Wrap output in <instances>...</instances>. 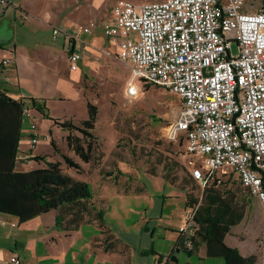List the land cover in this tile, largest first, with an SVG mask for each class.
<instances>
[{
	"label": "crops",
	"instance_id": "obj_1",
	"mask_svg": "<svg viewBox=\"0 0 264 264\" xmlns=\"http://www.w3.org/2000/svg\"><path fill=\"white\" fill-rule=\"evenodd\" d=\"M9 1L10 5L0 12V90L25 104H29L30 97L45 99L52 117L47 118L32 108L40 117L38 132L42 138L38 145H43L32 150L29 126L24 121L15 169L27 171L44 165L43 160L34 158L36 155L50 160L55 154L50 140L57 142L55 134L59 132L61 136L63 129L54 119L79 123L88 117L87 105L93 101L89 100L86 91L83 69L89 57H98L103 52L106 40L116 51L118 46L103 30L105 23L113 21L110 0H91L86 5L79 3V9H90V13L79 11L74 17L68 14L71 0ZM18 9L28 12L29 18L21 21ZM58 11L64 12L65 16L59 17ZM91 22L95 24L91 31L81 34L86 48L79 67L72 69L68 60L71 40L64 34L54 37L52 29L54 26L72 29ZM5 58L10 59L8 64L2 62ZM66 148L65 153L79 162L85 172L84 163L87 162L69 148L67 141ZM113 171L115 174L118 170ZM68 173L95 187L88 177ZM159 173L163 181L139 187L117 182L114 174L112 182L98 185L107 208L104 225L92 220L68 231L56 225L55 209L24 221L0 212V264H16L11 261L13 255L20 259V264H225L224 258L207 254L206 242L200 234L194 250L174 249L183 210L193 197H202L203 189L198 190L191 178L170 182L164 179L163 169ZM257 200L240 202L244 205L243 217L225 235L226 243L244 256L257 254L253 264H260L259 241L264 240L263 210ZM258 206L260 213L250 216L249 211H259ZM249 217L257 219L251 235L238 237L236 230L249 222Z\"/></svg>",
	"mask_w": 264,
	"mask_h": 264
},
{
	"label": "built area",
	"instance_id": "obj_2",
	"mask_svg": "<svg viewBox=\"0 0 264 264\" xmlns=\"http://www.w3.org/2000/svg\"><path fill=\"white\" fill-rule=\"evenodd\" d=\"M111 1L113 21L103 30L130 67L128 94L138 93L141 79L179 95L167 138L184 136L190 176L206 187L220 175L237 174L261 204L264 231V9L258 0ZM9 5L0 0V12ZM18 13L21 21L30 16ZM94 25L53 27L54 37L64 34L71 40L72 69L79 67L86 48L81 34ZM32 108L25 104L31 150L41 141ZM197 209L198 204L184 208L175 250H194ZM11 261L21 262L16 255Z\"/></svg>",
	"mask_w": 264,
	"mask_h": 264
},
{
	"label": "trees",
	"instance_id": "obj_3",
	"mask_svg": "<svg viewBox=\"0 0 264 264\" xmlns=\"http://www.w3.org/2000/svg\"><path fill=\"white\" fill-rule=\"evenodd\" d=\"M264 9V0H262ZM29 104L50 117L45 99L30 97ZM25 103L8 97L0 90V212L30 219L51 209L56 210V225L62 230H74L83 223L97 220L104 225L106 206L100 197V187L91 182L75 178L66 172L58 160H47L36 155L44 165L27 171L15 169L20 140L23 138ZM88 117L79 123L71 120L54 122L63 130L70 149L85 162H98L95 154L98 136L94 133L98 107L88 102ZM55 148V141L52 140ZM68 167L78 173L82 166L73 157L62 155ZM165 180L175 182L178 176V162L164 156L160 159ZM101 171L103 176L122 175L120 169ZM119 173V175H118ZM191 181H194L190 176ZM198 204L196 220L199 224L197 235L206 242L207 254L224 258L225 264H253L257 254L244 256L236 247L228 245L225 235L231 226L237 224L244 214V205L234 199V194H224L215 181L204 187L202 197H193L187 205ZM179 264V263H178ZM189 264V263H187Z\"/></svg>",
	"mask_w": 264,
	"mask_h": 264
},
{
	"label": "rangeland",
	"instance_id": "obj_4",
	"mask_svg": "<svg viewBox=\"0 0 264 264\" xmlns=\"http://www.w3.org/2000/svg\"><path fill=\"white\" fill-rule=\"evenodd\" d=\"M132 1L139 3L155 0ZM89 2L92 1L71 0L68 14L74 17L79 15V11L90 13V9L78 8L79 3L86 5ZM108 2L111 5L112 1ZM257 4L262 7V0H258ZM59 8L60 5L57 6V9ZM57 15L62 18L65 13L58 11ZM233 51L237 52L236 43H233ZM83 74L89 100L98 107L94 133L98 136L95 154L99 157V161L84 163L85 172L80 174L68 167L62 156L67 150V134L63 130L61 136L59 132L55 134L56 150L50 160L60 161L65 171H70L78 177H88L94 182L96 189L105 181L112 182L113 176H103L102 170H122L123 174L119 175L116 181L133 187L163 181L159 172L162 169L160 159L164 156L178 162L174 175L178 176L179 182L190 178L186 165L184 136L177 141H170L167 138L169 126L177 117L181 105L178 94L162 86L138 79L136 81L138 93L129 95L127 87L131 76L130 67L118 58L116 49L107 40L104 43L103 52L98 57L88 58ZM39 119L40 117L36 115L38 124ZM50 145H52L51 140ZM192 184L198 190L204 189L197 182ZM215 185H218L224 194L233 193L234 199L238 202L246 199L251 201L252 198L257 200L240 184L234 173L229 177L220 175L215 180ZM257 208L259 211H249L250 216L260 213L259 206ZM256 220L249 217V222L236 230L238 237L250 236ZM262 232H264L263 229ZM259 247L260 264H264V240L259 241Z\"/></svg>",
	"mask_w": 264,
	"mask_h": 264
}]
</instances>
